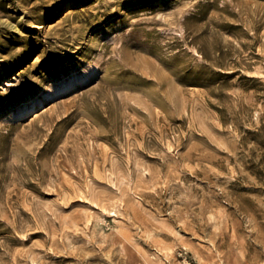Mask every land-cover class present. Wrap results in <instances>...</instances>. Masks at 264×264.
<instances>
[{
    "label": "rangeland",
    "instance_id": "1",
    "mask_svg": "<svg viewBox=\"0 0 264 264\" xmlns=\"http://www.w3.org/2000/svg\"><path fill=\"white\" fill-rule=\"evenodd\" d=\"M0 264H264V0H0Z\"/></svg>",
    "mask_w": 264,
    "mask_h": 264
},
{
    "label": "bare ground",
    "instance_id": "2",
    "mask_svg": "<svg viewBox=\"0 0 264 264\" xmlns=\"http://www.w3.org/2000/svg\"><path fill=\"white\" fill-rule=\"evenodd\" d=\"M98 67L95 64L88 65L84 68L81 73H75L68 78L64 79L61 82H54L46 92H44V97H36L31 102H26L18 107V109L14 112L16 115H26L32 107H36L38 104L43 103L46 98H55L61 93H66L72 90L73 87L77 85L78 82H87L91 80L96 73L98 72ZM50 106L46 107V105L42 106L40 109L33 111L31 114L33 115L31 120H35L39 117L44 111H46ZM40 111V112H39ZM43 115V114H42Z\"/></svg>",
    "mask_w": 264,
    "mask_h": 264
}]
</instances>
